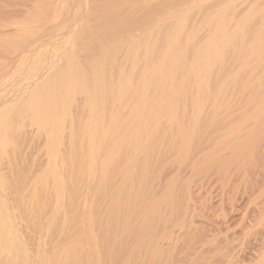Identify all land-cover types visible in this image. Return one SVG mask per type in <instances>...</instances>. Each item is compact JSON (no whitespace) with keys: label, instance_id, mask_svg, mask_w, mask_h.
<instances>
[{"label":"bare ground","instance_id":"bare-ground-1","mask_svg":"<svg viewBox=\"0 0 264 264\" xmlns=\"http://www.w3.org/2000/svg\"><path fill=\"white\" fill-rule=\"evenodd\" d=\"M125 1L0 0V264H264V38Z\"/></svg>","mask_w":264,"mask_h":264},{"label":"rangeland","instance_id":"rangeland-1","mask_svg":"<svg viewBox=\"0 0 264 264\" xmlns=\"http://www.w3.org/2000/svg\"><path fill=\"white\" fill-rule=\"evenodd\" d=\"M121 1H125V0H121ZM133 2H139L140 4H142V5H140L139 3V5L140 6H142L143 7V9L145 8L146 10H147V8H148V10L147 11H158V10H165V12L166 11H168V10H166L165 8H167V9H171L172 7L173 8H179V6H184L185 7V5L187 4H189V3H194V2H196L195 0H164V2H163V0H160V1H157V4L155 3L156 1H154V0H132ZM152 1H154V2H152ZM206 1V0H205ZM210 1V0H209ZM206 1L205 3H207V4H205V6L204 7H202V9H201V7L200 8H198V9H196V13H194L193 11H191L192 13H193V15H192V13H190V15H191V17H195V15H196V17H195V20H194V22H195V24L194 23H192L193 21H191L192 20V18L189 16V19L191 18V20H189V25H190V22H191V25L190 26H188V22H187V26L188 27H191V26H193V27H195V28H197V25L198 24H203V22L206 20V22H207V19H206V16H210V15H213V14H215V13H217L219 10H218V7H221L222 5L224 6V5H228L227 7L228 8H231V10L233 9L232 7H234V9H233V11H232V13H231V10H230V12H229V16L228 17H230V18H228L227 17V22L226 23H230L231 25L233 24V27H232V30H234L233 28H234V23L235 24H237V25H235V26H237L238 27V29L235 27V32L236 31H238V30H240L239 28H240V25H243L242 24V22L243 21H245V23H244V25H243V27H241L243 30H241V31H244V30H246V31H244V32H246V33H244V32H241V33H239L240 35L243 33V35H241V36H237L239 39H241V37H243V36H245V37H243L242 39L244 40V41H242V42H240L239 40H237V44L239 45V43H241L239 46H236L235 47V49L236 48H240V47H242L243 46V44H244V46L246 47V44H249L250 42H252L253 40H255V39H263L264 38V1L263 0H212V1ZM233 1V2H232ZM129 2H131V0H129ZM129 2H127V0L125 1V3H129ZM144 2V3H143ZM168 2V3H167ZM237 2V3H236ZM165 3V4H164ZM170 3H172V4H170ZM175 3V4H174ZM201 3H204V2H201ZM227 3H229V4H227ZM230 3L231 4H233V5H231L230 6ZM236 3V4H235ZM146 4H147V6H146ZM153 5V6H151V5ZM155 4V5H154ZM170 4V5H169ZM185 4V5H184ZM157 5V6H156ZM166 5L168 6V7H166ZM178 6V7H174V6ZM186 5V6H187ZM202 5V4H201ZM204 5V4H203ZM235 5V6H234ZM161 6V7H160ZM165 6V7H164ZM172 6V7H171ZM226 7V6H225ZM226 7V8H227ZM235 7H236V10H235ZM157 8V9H156ZM159 8V9H158ZM172 8V9H173ZM181 8V7H180ZM183 8V7H182ZM222 8V7H221ZM221 8H219V9H221ZM144 9V11H146ZM223 9V8H222ZM221 9V10H222ZM259 9H260V11H259ZM200 10V11H199ZM216 10H218L217 12H214V11ZM234 10H235V12H236V14L235 15H232L233 14V12H234ZM198 11V12H197ZM203 11V12H202ZM209 11V12H208ZM212 11L214 12V13H212ZM206 12V13H205ZM208 12V13H207ZM253 12H254V14H253ZM199 15V18H197L198 17V15ZM231 14V15H230ZM137 15V18L136 17H134V16H132V18H131V16L128 18V17H126V18H128V19H126V18H124L126 21H130V20H134V19H136V20H134V21H137V19L139 20V19H141L140 17H141V15L138 13V14H136ZM139 15V16H138ZM202 15V16H201ZM237 15V16H236ZM205 16V17H204ZM231 16H233V18L231 17ZM133 17H134V19H133ZM139 17V18H138ZM193 17V18H194ZM203 19H202V18ZM247 17V18H246ZM254 17V18H253ZM209 18V17H208ZM122 19V18H121ZM197 19V20H196ZM200 19H202L201 21H200ZM230 19V20H229ZM125 20H124V22H125ZM199 20V21H198ZM231 20H232V22H231ZM116 21V20H115ZM229 21V22H228ZM234 21H236V22H234ZM197 23V24H196ZM205 23V22H204ZM241 23V24H240ZM240 24V25H239ZM246 24H248L247 26H246ZM207 24H204V26H206ZM229 25V24H228ZM198 26H200V28H203L204 26H202V25H198ZM209 26V25H208ZM187 27V28H188ZM193 27H191V28H188V30L189 31H191V29H195V28H193ZM247 27V28H246ZM199 28V27H198ZM200 28H199V31H200ZM206 28H209V27H206ZM230 28V27H229ZM246 28V29H245ZM205 29V28H204ZM202 30V29H201ZM209 30V29H208ZM212 30V29H211ZM248 30V31H247ZM261 30V31H260ZM203 31V32H202ZM201 31V33L203 34V36H205L206 35V31H207V29L206 30H202ZM250 31V32H249ZM211 31H209V35H212V33L213 32H211ZM263 32V33H262ZM249 33V34H248ZM246 34V35H245ZM207 35H208V31H207ZM257 36V37H256ZM235 38V39H238V38ZM256 37V38H255ZM254 38V39H253ZM247 41V42H246ZM245 42V43H244ZM235 44H236V41H235ZM242 45V46H241ZM233 46H234V42H233ZM248 46V45H247ZM244 47V48H245ZM232 58V57H231ZM240 58V56L239 57H236V56H234L233 57V59L231 60L230 58H228L227 60H226V62H225V65H227V66H223V67H226V71L224 70L225 68H223V70H224V72L223 71H221V67H219V68H217V69H219V71L218 70H216L217 71V76H218V79H219V77H220V80H221V77L222 78H225V77H231V78H233L234 76L236 77V76H238V80L237 79H235V77H234V79H235V84H236V86H237V88L238 87H240V91H241V94H239V92L240 91H238V90H236V87H232L231 85H223V87H220V89L221 90H223V92L221 93H217L218 91H220L217 87H218V84H216L215 86H216V89H217V91H216V93L215 92H212V91H215L214 90V88L212 89V87L214 86V85H212L211 87H210V91L212 92L211 93V95H212V97H211V95L210 94H208V93H210V91H208V92H206V94H208L209 96H210V98H213V99H215V95H217L216 96V98H218L219 97V99H221V95H223V96H225V97H222V98H228V95H229V99H232L233 97H235V99H240V97H241V99H247V98H260V97H264V67L262 68V67H255V65L257 64V61H259L258 59H252L251 61H249L248 62V64H250V65H248L247 66V68L249 67L250 68V70H245V71H243L242 69H240V71H238L239 69H237L236 68V70L238 71V72H240L239 74H238V72L237 71H235V73L233 72V73H230L233 69L231 68L232 67V65L231 64H233V62H234V65L237 67V65H236V61L238 62V60H236V59H239ZM235 59V61H233ZM233 61V62H231V61ZM257 60V61H256ZM231 63H230V62ZM230 64H229V63ZM256 63V64H255ZM229 65H231V67L229 68L228 66ZM252 65V66H251ZM227 68L228 69H230L231 71L230 72H228L227 71ZM233 68H235V67H233ZM239 68V67H238ZM246 68V67H245ZM262 69V70H261ZM235 70V69H234ZM233 70V71H234ZM254 70H256V71H254ZM258 70V71H257ZM261 70V71H260ZM249 72V71H251V77H250V73H247V72ZM242 72H244V76L242 77ZM261 74H259V73ZM262 72V73H261ZM221 73H224V75L223 74H221ZM246 73L247 74H249L248 76L246 75ZM260 76H259V75ZM263 74V75H262ZM226 75H228V76H226ZM245 75H246V77H245ZM240 76V77H239ZM256 78H255V77ZM247 78L248 80L249 79H251V81L249 80V82L248 83H251V84H253L254 85V88H253V90H251L252 88H248V87H253V85H251V84H247L246 83V81H248L247 79H245V78ZM259 77V78H258ZM258 78V79H257ZM243 79L245 80L244 82H245V86H243L244 88H242L241 86H242V81H243ZM239 80H240V83L241 84H237V83H239ZM242 80V81H241ZM254 80V81H253ZM258 81V82H257ZM261 81V82H260ZM258 83V84H257ZM259 83H261V84H259ZM244 84V83H243ZM256 84V85H255ZM220 85V84H219ZM239 85V86H238ZM248 85H250V86H248ZM214 86V87H215ZM220 86H222V85H220ZM225 86V87H224ZM227 86L229 87L228 89H225V88H227ZM248 86V87H247ZM231 87L233 88V90L235 89L236 91H238V93H236V95L234 94L235 93V91L233 92V94H229V92L230 93H232L230 90H231ZM260 87V88H259ZM262 87V88H261ZM212 89V90H211ZM247 89V90H246ZM262 89V90H261ZM227 90V91H226ZM249 90V91H248ZM250 90H251V92L253 93V92H255L254 93V95L256 94V95H258V96H254L252 93H250ZM226 91V92H225ZM243 92V93H242ZM245 92V93H244ZM257 92V93H256ZM248 93V94H247ZM260 93V94H259ZM221 94V95H220ZM238 94V95H237ZM246 94H247V96H246ZM219 95V96H218ZM233 95H235V96H232ZM251 95H253V97L251 96ZM230 96H231V98H230ZM237 96H238V98H237ZM247 97V98H246ZM234 99V98H233ZM215 200V199H214ZM225 213H226V211H225Z\"/></svg>","mask_w":264,"mask_h":264}]
</instances>
